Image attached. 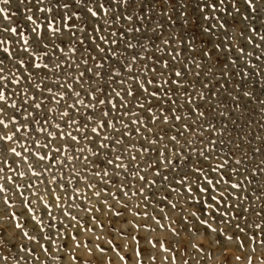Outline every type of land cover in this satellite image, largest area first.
Here are the masks:
<instances>
[{"label":"rangeland","instance_id":"obj_1","mask_svg":"<svg viewBox=\"0 0 264 264\" xmlns=\"http://www.w3.org/2000/svg\"><path fill=\"white\" fill-rule=\"evenodd\" d=\"M60 2L63 3L65 0ZM66 2L72 5L67 10L54 7L51 13H40L34 8L33 12L27 14L33 15V19L36 20V24H33L27 21L25 13L20 11L19 0H0V9L4 10L0 11V41H4L0 43V60H4L3 75L8 76L7 81L0 82V92L5 96V99L0 100V108L4 109L0 113V119L8 123L6 129L0 125V136L11 134L16 128L20 129L13 140H0L2 149L0 168L4 169L0 172V177H3L0 179V185L10 189L6 193H0V226L7 227V232L3 236L4 243L0 244V264H125L121 256L127 258L130 253L133 258L127 260V264H136V250L143 253V264H184L185 261L188 264H264V244L259 242L264 240V40L261 39L264 36V0H252L251 4L246 0H224L223 4H220L219 0H211L217 5L216 9L204 8L203 12L200 11L202 0H129L128 3H124V0H86V5L77 4L76 0ZM98 3H104L108 9L107 14L98 8ZM55 4L56 0H45L40 7ZM88 8L97 11L98 15L93 17ZM253 8L256 9L255 12L252 11ZM185 12L188 14L187 25L183 24ZM73 13L77 15L68 20L67 16ZM6 16L8 18H5ZM129 16L132 17L131 20L127 19ZM106 20L115 22L105 24ZM37 24L40 25L41 33L45 31L52 33L55 28L60 30L58 38L43 41L49 44L48 49H43L42 44L32 43L34 36L32 29ZM222 24L225 27L221 28ZM94 26L99 30L93 31ZM11 27H15L17 32L3 31ZM129 28L132 31H129ZM137 28L140 29L139 32L135 31ZM209 28L214 35L206 31ZM253 28L256 29L255 32L252 31ZM73 30L77 34L76 42H73ZM89 36L96 37L95 41L89 39ZM100 36H104L107 42L100 40ZM174 36L185 41L195 37L196 51L190 53L185 50L184 44L178 43L175 39L168 45L163 43L164 39ZM23 37H28L32 53L43 57L44 51H47L53 61L65 62L62 65L63 71L58 76L45 80L48 87L52 88L51 93L45 91L38 95L37 90L31 87V82L25 79L28 72L32 71L35 82H39L42 72L28 67L27 63L17 64L21 58L29 61L30 53L23 51ZM80 38H83V44L79 43ZM129 44L135 47L129 48ZM214 44H220L221 47L215 49ZM96 45L105 51L100 52ZM73 48L78 51H73ZM158 48L162 50L157 51ZM5 49H8V52H5ZM89 49L90 56L86 54ZM201 50L211 53V56L204 57ZM176 52L179 55L173 61L172 54ZM133 56L137 57L135 61L132 59ZM82 58L89 60L88 66L92 67L93 71H99L102 79L98 78L93 83L89 73H85L83 84L76 79L79 72L85 68ZM157 58L168 61L172 67L164 69L162 63H155ZM193 59L196 63H192ZM218 59L223 63H218ZM32 60L41 63L35 60V55H32ZM43 62H48L47 58H44ZM77 63L80 64L79 70H75ZM130 63L131 73L148 88L149 93L158 91L160 94L153 98L144 93L147 100L151 101L153 113L161 118L155 122L148 120L152 113L141 109L138 103L129 104L127 109L120 107L122 98L125 101L133 99L125 95L124 86L119 84L121 79L127 80L129 69L125 65ZM196 64H200L201 67L197 68ZM141 65H144L143 69ZM153 66H156L163 75L154 74L150 70ZM173 69L185 72V75L175 77L172 74ZM197 71L201 73L199 77L194 75ZM65 72L69 74L67 78ZM109 78L113 81L111 87H105L103 92L95 93L97 99L105 100V104L85 109V105L96 103L90 93L95 92V87L105 84ZM15 79H19L20 83H14ZM149 79L153 80L152 84L147 83ZM165 79L176 80L185 87L177 89L176 85L165 84ZM69 83L73 88L65 92V86ZM127 83L132 85L133 90L140 86L139 83L132 81ZM23 89H27V97H36L35 101L29 100V111L32 110L33 103L41 101H43L39 110L41 114L48 109L52 110L50 123L45 125L48 131L56 132V124L59 123L63 132L72 131L73 134L79 135L70 124L66 125L60 118V113L65 110L70 116L78 117L76 110L79 109L80 112L91 113L94 116V120L85 129L87 135L101 140L108 135L113 139H122L124 142L115 146L108 141L109 149L115 147L117 150L110 151L108 155L110 158H114L115 154L123 157V163L127 164L128 168L120 170V183L131 184L132 190L144 187L143 194L132 196L130 193L125 197L118 191V187L112 184L105 185L100 178L85 169V162L82 159L67 161V167L56 165L52 170L67 173L61 179V183L70 177L72 180L70 189L81 190L77 193L79 198L69 202L63 189L56 185L52 187L55 188L57 195L65 197L66 207L70 203L80 205V208L68 207L71 214L78 217L80 223H76L60 209L55 208L59 201H56L52 193L40 183V180L50 179L49 173H44L37 179L28 169V163L31 162L37 171L47 167L51 163L53 152L50 149L40 152L41 155L47 152L49 156L43 163L35 153L40 151L43 144L53 142V146L59 144L68 146L64 155L75 154V147L85 148L83 155L95 162L97 157H94L92 152L96 150V144L81 139L79 145H73L67 138L46 137V133L33 131V127L38 129L39 125L29 124L27 128L22 127L24 120L21 116H17L15 122L8 121V117L17 111L11 107L13 102H16L19 111H23L19 108L22 96L25 95ZM173 89H177L178 92L175 96H172ZM114 90L121 91V97H117ZM76 91L81 92L79 99L84 101L83 104L78 103ZM165 92L177 101L174 114L180 115L182 120L171 119L173 113L168 109L172 105L165 103L167 97L164 100L160 98ZM184 92L187 95L179 94ZM244 93L251 95L246 96ZM53 96L55 99H52ZM147 100L140 102L147 103ZM113 104L116 108L111 107ZM69 105L74 107H68ZM160 105H163L164 111H161ZM103 111H110V115L104 117ZM125 111L137 112L141 118L140 123H131L136 119L135 116H123L124 122L129 124L127 130L123 129L114 118L121 116ZM199 112H204L205 116H199ZM164 115L170 116L169 122H162ZM105 120L109 122L107 128L100 126ZM192 122H195L197 135H193L189 130H184L183 135L178 133L177 130L182 128V124L191 125ZM145 124L153 128V134L146 132ZM112 125L120 128L121 132L131 134L119 136ZM91 127H97V132L92 133ZM137 127L140 128V132L133 131ZM161 129L167 135L157 145H150L145 137L151 135V138H155V132ZM171 135L178 136V144L169 142ZM36 140L40 143H34ZM165 144L168 145L167 149L162 147ZM5 145L7 147H4ZM13 147L21 153L20 157H16L10 151ZM157 147L165 152L166 157H171L174 167H165L158 163L160 158L154 151ZM145 148L148 150L145 151ZM201 152L205 155H200ZM25 156L29 157L28 161L24 160ZM132 156L137 157L135 163L131 160ZM185 157H188L187 162ZM5 159L7 164L2 162ZM238 160L239 164L236 163ZM73 163L75 169H79V175L73 171ZM149 165L154 167L150 168ZM220 165H223V168L212 171ZM197 167L203 171L197 173ZM232 169L236 171L233 172ZM156 170L169 176V180L165 182L162 177L156 176ZM107 171L110 173L108 179H114L117 170L113 166H108ZM21 172L25 175L21 176ZM134 172L144 175L147 181L155 179V186L149 187L144 181H140L138 176L132 175ZM8 176L13 177L15 184L7 179ZM185 176H188V182L179 183ZM204 176L214 183L220 180L221 176L227 181V183L221 181L217 186L218 191L214 189L213 194L225 192L223 199L227 203H222L219 207L221 212H229L225 219L230 222L218 224L217 213H213L217 215V220H212L206 212L201 211L202 194L196 190L195 181ZM90 183L97 184L95 190L106 188L108 192L116 193V196L102 192L100 197H96L93 195L95 190L88 187ZM187 183L192 184L193 192L187 191ZM16 184L22 187L17 189ZM30 184H34L35 188L28 187ZM232 184H239V187L232 188ZM200 186L209 187L203 179ZM172 188L178 191L173 192ZM20 192H23L28 200L37 201L33 207L35 215L41 216L42 225L31 219L32 214L27 211V205L21 203ZM35 193L53 205V215L58 218L54 222V227H49L53 222L44 214V201ZM5 195L10 201L8 205L4 203ZM145 196L150 199L144 201ZM105 200L107 204L101 203ZM169 201L176 203L177 209H172ZM124 204H127L128 208H124ZM185 205L186 210L179 211L180 207ZM230 205L239 207H229ZM87 207H99L101 210L88 213L83 210ZM161 208L164 211H161ZM144 211L148 212V217L142 215ZM11 212H15L16 216L11 217L9 215ZM116 212H122L123 215L117 217ZM137 212L141 215H135ZM192 212H198L201 219H209L214 228H223L224 233L212 232L206 226L200 225L198 220H193ZM182 215L189 217L191 225L188 223L172 225V221L179 220ZM93 216L95 220L92 219ZM153 216L165 227H159ZM237 223L245 229L244 233L235 228ZM17 224L23 227L17 228ZM257 224L260 225L259 228L256 227ZM135 225L140 227L137 228ZM170 225L178 228L179 235L172 232ZM225 233L233 239L229 241ZM134 236L136 240L133 239ZM149 241L158 243L154 247ZM239 241H243V244ZM101 248L104 249L103 252ZM150 255L155 259H150ZM237 256L243 259L236 260ZM3 257L8 259L5 260Z\"/></svg>","mask_w":264,"mask_h":264},{"label":"snow or ice","instance_id":"obj_2","mask_svg":"<svg viewBox=\"0 0 264 264\" xmlns=\"http://www.w3.org/2000/svg\"><path fill=\"white\" fill-rule=\"evenodd\" d=\"M129 0H124V3H128ZM220 4L224 3V0H219ZM246 2L248 4L252 3V0H246ZM45 0H19V4L18 7L20 9V11H22L23 13H25L26 15V19L27 21H31L33 24H36V20L33 19V15H27L28 13L33 12V9L35 8L37 11H39L40 13H51L54 10V7L57 9H63V10H67L69 9L72 5L69 4L68 2H63L61 3L60 0H56V4L53 5H49L47 7H40V5L44 4ZM77 4H85L86 5V0H76ZM186 7V5H185ZM217 5L215 3H212L211 0H202V7L200 8V11L203 12L204 8H210V9H216ZM98 8L102 9L105 14L108 13V9L105 7L104 3H98ZM88 12L91 13V15L93 17L98 15L97 11H94L91 8L87 9ZM255 8L252 9L253 12H255ZM0 11H4L3 9H0ZM236 11H239V8L236 9ZM77 13H73L70 16H67L68 20H71L73 18V16H76ZM187 13H183V24L187 25L188 24V19H187ZM5 18H8L7 16ZM171 17H169L170 19ZM208 17H205V19H207ZM127 19L131 20L132 17L129 16L127 17ZM115 21H109L106 20L104 23L105 24H109V23H114ZM50 26V25H49ZM225 27L224 24L221 25V28ZM40 25H36L35 28L32 29V32L34 33L33 36V40L32 43L35 45H43V49H48L49 48V44L47 43H43V41L45 39L51 40L54 38H58L59 34H60V30L58 28L53 29L52 33H48L47 31L41 33L39 31ZM99 29L94 26L93 27V31H98ZM129 31H132L131 28L128 29ZM3 31L8 32L11 31L12 33H16L17 29L15 27H11V28H5L3 29ZM80 31H83V29H80ZM135 31L139 32L140 29L137 28L135 29ZM208 33L214 35V33H212V29L209 28L206 30ZM253 32L256 31L255 28L252 29ZM112 35H115V33H112ZM72 38H73V42H76V38H77V34L76 31L73 30L72 31ZM227 38V36H225V39ZM89 39H91L93 42L95 41L96 37L93 36H89ZM100 40L105 41V37L104 36H100L99 37ZM172 39H175L178 43L184 44L185 45V50L191 52H195L196 51V47H195V37H193V39L190 40H183L179 37H172V38H168V39H164L163 43L165 45H168ZM262 40H264V36L261 37ZM107 42V41H105ZM0 43H4V41H0ZM79 43L83 44L84 40L83 38L79 39ZM112 43H116V41H112ZM96 47L99 49L100 52H104L105 49L100 47L99 45H96ZM129 48L135 47V45L129 44L128 45ZM221 47L220 44H214V48L215 49H219ZM60 51H63V49H59ZM73 51H78L77 49L73 48ZM162 49H157V51H161ZM23 51L25 53H30L29 55V61L26 62L23 58L19 59L17 61L18 65H25L27 63L28 67L35 69L36 71H40L42 72V77L39 80V82H35L34 80V76L32 71L28 72L27 77H25L26 80H28L29 82H31V87L35 90H37V94L38 95H42L43 92H48L51 93L52 92V88L48 87V85L45 83V80L52 78L53 76H58V74L60 72L63 71L62 65L65 63L64 61L61 62H55L52 60V57L48 54L47 51H44L43 53V57L39 54L36 53H32L31 52V46L29 43V39L28 37H23ZM202 51V55L204 57H210L211 53L207 52V51ZM241 51H243V49H241ZM5 52H8V49H5ZM91 50H87L86 54L88 56H90ZM115 54V53H114ZM9 55H11V53H9ZM32 55H35V60H39L41 61V63H35V61L32 60ZM179 55L178 52L172 54V60L175 61L176 57ZM44 58H47L48 62H43ZM133 61H135L137 59L136 56H133ZM82 63L83 65H85L84 71H80L79 72V77H77L76 79L83 84L84 82V77H85V73H89L91 74V79L93 81V83H95V81L99 78L102 79L101 77V73L99 71H93L92 67H89V60L88 59H84L82 58ZM155 63H162L163 64V68L164 69H168L171 68L172 65L168 62V61H162L159 58L156 59ZM192 63H196L195 60H192ZM218 63H223V61H220L218 59ZM232 63L234 64L235 61H232ZM4 64V60H0V82L3 81H7L8 80V76L3 75L5 69L4 67H2V65ZM99 67H103L102 65H99ZM126 68L129 69V75L127 77V80L121 79L119 81V84L124 86V93L126 96L133 98L132 100H128L125 101L122 98V102L120 107L121 108H128L129 104H139V107L141 109L146 110L148 113H152V115L150 117H148V120L151 122H155L159 119H161L160 117H157L155 115V113H153V108L150 106L151 105V101L147 100V98L144 96V93H148V95L150 97H157L159 96V92L158 91H152L149 93V90L147 87H144L143 83H141L138 80V77L134 74L131 73V63L128 65H125ZM197 68H200L201 65L200 64H196ZM226 67V65H225ZM69 68H71V63H69ZM80 68V64H76L75 65V70H79ZM144 68V65H141V69ZM47 70V71H45ZM154 74H156L157 76L159 75H163L162 72H160L158 70V68L156 66H153L150 69ZM188 71H190V69H186ZM175 77H182L185 75V72L179 71V70H175L173 69V73H172ZM200 72L197 71L194 73V75L196 77L200 76ZM68 73L65 72V77H68ZM128 81H132L134 83H139L140 86L138 88H136L135 90H133V87L131 84H128ZM16 84L20 83L19 79H15L13 81ZM59 82V80L57 79V83ZM113 81L111 80V78H109V80H107L105 82V84L103 85H97L95 87V92L90 93L93 96V99L96 100V103H89L87 105H85V109H91L94 108L98 105H104L105 104V100L104 99H97L95 93H100L103 92L105 90V87H111ZM148 84H152L153 80L149 79L147 80ZM165 84H172V85H176L177 89L178 88H184L185 86L182 84H179L178 81L176 80H168L165 79L164 81ZM43 85V87H42ZM205 87H207V85H205ZM73 88V85L71 83L67 84L65 86V92H67V90H71ZM177 89H173L172 90V96H175L178 94ZM25 95L22 96V103L19 105L20 109H23V111H19L18 106L16 104V102H13L11 104V107L13 109H17V111H15L12 116L8 117V121L10 122H15L17 120V116H21L23 117L24 120V124L22 125V127L27 128L29 126V124L35 126V125H39V128L36 129L35 127H33V131H37V132H41V133H46V137H53L55 139H62V138H67L70 139V141L72 142L73 145H79V143L81 142V139L88 141L89 143H95L96 144V150L92 152V155L94 157H97L96 161L93 162L89 157L84 156V152H85V148H80V147H75L74 148V153L73 155H64L66 148L68 147L65 144H59V145H55L53 146V143H45L41 146L40 151H37L35 153V156L39 158V160L41 161V163H43L45 160L49 159L48 153L45 152L44 155H41L40 152L43 151L44 149H50L53 152V155L51 156V163L47 166L42 168V170L37 171L33 168V165L31 162L28 163V169L32 171V174L34 177H36L37 179H40V177L43 176L44 173H49L50 175V179L49 178H45L44 180H40L41 185L48 191H50L53 195V197L55 198L56 201H59V203L55 204V208L60 209L62 212H64L65 216H69L71 218V220L75 221L76 223H80L79 219L77 216H74L71 214V211L68 210V207H75V208H80V205L78 204H69L67 207L64 204V199L65 197H61L60 195H57L55 188H53V185H56L58 188H61L64 190L65 194H66V198L69 202L73 201L74 199H78L79 197L77 196V193H80V189L79 188H75V189H70L69 185L72 184V180L69 177L67 180L64 181V183H61V179L67 175V173L63 172V171H53L52 169L56 166V165H60L62 168L67 167V161H76V160H83L85 162L84 167L85 169L89 170L92 172V174L98 178H100L105 185L107 184H112L113 186L118 187V191L122 192V194L125 197H128L129 194L131 193L132 196H137V195H141L144 192V187H140L138 189L132 190L133 186L131 184L128 185H124L122 183H120V177H121V171L123 169H127L128 165L123 163V157L120 154H115L114 158H110L108 153L111 152H117V150L115 149V147H113L112 149H109V143L108 141H111L113 146L115 145H121L124 141L120 138H116L113 139V137L111 135L105 136L102 140L99 138H95L92 136L87 135V133L85 132V129H87L89 127L90 122H92L94 120V116L91 113H85V112H80L79 109H77V113H78V117L77 116H70L69 112L67 110L63 111L60 113V118L64 121V123L66 125H71L74 129L76 133H79V135L73 134L72 131H68V132H63L61 130V125L59 123L56 124V132H50L47 130V128L45 127L46 124L50 123V113H51V109H48L47 111H45L43 114L40 113V109L42 108L43 105V101H41L40 103H33L31 105L32 110L29 111V100L31 99L32 101H35L36 97H27L26 96V92L27 89H23L22 90ZM115 91V90H114ZM180 95H187L186 92L184 93H179ZM115 95L117 97H121V91H115ZM244 95L246 96H250L251 93H244ZM75 96L78 98V103L83 104L84 101L80 100L79 97L81 96V92L80 91H76L75 92ZM167 97V100L165 101V103H169L172 105V107H169L168 111L173 113V116L171 117V119H174L176 121H180L182 120V117L180 115H175V105L177 104L176 100H173L169 95L168 92H165L163 94V96H161V100H164V98ZM5 99V96L3 94V92H0V100ZM52 99H55V96L52 97ZM142 100H147V103H141L140 101ZM59 102V101H57ZM68 107H74V105H69ZM112 108H116V105L113 104L111 105ZM161 111H164L163 105H160ZM4 111L3 108H0V113H2ZM117 111H119V109H117ZM102 115L104 117H108L110 115V111H103ZM135 116L136 119L131 121L132 124H138L140 123L141 118L139 117L137 112L134 111H125L121 116L115 117L114 119H117L119 121V123L123 126V129L127 130L129 128V124L125 123L123 120V116ZM199 116L203 117L205 116L204 112H199ZM170 120V116L169 115H164L162 117V122L167 123ZM0 125H2L5 129L8 127V123L5 122L4 119H0ZM101 127L107 128L109 126V122L108 121H102L100 123ZM112 127L114 128V131L119 134V136H124V135H130L131 133L128 132H121L120 128H116L115 125H112ZM145 130L147 133L149 134H153L154 130L151 127H148L147 124L144 125ZM91 132L92 133H96L97 132V127H91ZM184 130H189L193 132V135H197V131L195 129V122H192L191 125H189L188 123H184L182 124V128L178 129V133L180 135H183V131ZM20 129L16 128V130L14 132H12L11 134H5L4 136H0V140H7V141H11L14 139L15 135L17 132H19ZM133 131L135 132H140V128L137 127L135 129H133ZM155 138H151L150 136H146L145 139H147L149 141V144L152 146L157 145L160 141H162L165 137V135H167V133H164L163 130L161 129L159 132H155ZM202 135V134H201ZM169 142H175V143H179L178 140V136L177 135H171L169 136ZM34 143H40L39 140L34 141ZM186 143H188V141H186ZM4 147H7L6 145ZM162 147L164 149L168 148V145H162ZM148 149L145 148V151H147ZM10 151L16 156V157H20L21 153L16 151V148L13 147L10 149ZM154 151L157 154V157L160 158L158 160V163L163 164L165 167H174V165L172 164V159L171 157H166L165 156V152L161 151V148H154ZM258 151V150H257ZM0 152H2V149H0ZM183 153H180V155H182ZM200 155H205L204 152H201ZM63 156V159H59L58 157ZM177 158L179 159V156H177ZM205 158H207L205 156ZM25 161L29 160L28 156L24 157ZM131 160L133 163H135V161L137 160L136 156H132ZM188 157H185V162H187ZM3 163L7 164V160H3ZM14 163V162H13ZM237 164L240 163V161L238 160L236 162ZM108 166H113L117 171L115 172V177L114 179H108V177L110 176V173L107 171V167ZM149 167H154V165H149ZM221 168H223V165H220L218 168H213L212 171H219ZM72 169L75 172L76 175H79V169H75V165L73 163L72 165ZM3 168H0V172H3ZM203 169L197 167L196 168V172H202ZM233 172L236 171V169H232ZM101 173H103V175H101ZM21 176L25 175L24 172L20 173ZM132 175L134 176H138L140 181H144L149 187H154L156 184V180L153 179L151 181H147L146 177L144 175H140L139 172H134L132 173ZM156 176H160L162 177V180L167 182L169 180V176L167 175H163L159 170H156L155 172ZM58 177H60V179H58ZM0 179H3V177H0ZM8 180H12L13 183L15 184V181L13 180L12 176H8L7 177ZM201 179L205 180L207 182V184L209 185V187H201ZM189 178L188 176L183 177V179L181 181H179V183L184 184L186 182H188ZM221 181H224L223 176L220 177V180H217L215 183L212 180H209L207 178V176H204L202 178H197L195 183H196V190H198L201 194H202V198H201V211L206 212L207 215L209 217H211L212 220H217V215H213V213H217L219 216V220H218V224H224L226 222H230V221H226V217L229 215V212L225 211V212H221L220 211V207L219 205L222 203H227L223 198L225 196V192H219V195L213 194V190L216 189L218 191V185ZM225 183H227V181H224ZM15 187L17 189L21 188L22 186L19 184H16ZM28 187L30 188H35L34 184H30L28 185ZM89 188L92 189H97V184L96 183H90L88 185ZM232 188H237L239 187V184H232L231 185ZM7 191H10V189H6L4 188L3 185H0V193H6ZM173 192H177L178 190L175 188H172ZM187 191L189 193L193 192L194 189L192 187L191 183H187ZM106 193L109 196H116V193H111L108 192L107 189H101V190H95L93 192V195H95L96 197H100L101 194ZM36 195H38V198L40 200L44 201V208H43V212L45 215H47L49 217V220L52 221L53 223H51L49 225V227H54L55 224L54 222L58 219L55 215H53L52 212V208L53 205L50 204L43 196H39L38 193H35ZM20 197L21 199V203L23 205H27V211L32 214L31 215V219L40 222V224H43V220L41 218V216L39 215H35V208L33 207V205H35L37 203V201L34 200H28L25 196L23 192H20ZM259 198V197H258ZM85 199H87V197H85ZM150 198L145 196L144 197V201L149 200ZM165 199H167L165 197ZM193 199H195V197H193ZM144 201H141V203H143ZM4 203L6 205H8L10 203L9 198L7 197V195L4 196ZM101 203L103 204H107V201H101ZM171 208L172 209H177V204L176 203H172L171 201H169ZM124 208H128L127 204L123 205ZM136 207H139V204L136 205ZM145 207H147V205H145ZM229 207H239V205H230ZM84 211L88 212V213H92L93 211H100L101 209L99 207H87L83 209ZM161 211H164L163 208L160 209ZM186 210V205L185 206H181L179 211L183 212ZM9 215L11 217H15L16 213L15 212H11L9 213ZM115 215L117 217H120L123 215L122 212H116ZM135 215H141V213L137 212L135 213ZM142 215L144 217H148V212L144 211L142 213ZM235 215V214H233ZM191 216L193 218V220H198L199 224L202 226H206L208 229H210L212 232H216V233H224V229L220 228V227H216L214 228L212 223L210 222L209 219H201L199 216L198 212H192ZM237 219H239L238 216H236ZM93 220H95L96 218L93 216L92 217ZM153 219L156 220V223L159 227H165L163 224L160 223V220L157 219L155 216H153ZM182 223H188L189 226L191 225L192 221L189 220V217L187 215H182L180 216L179 220H175L172 221V225H176V224H182ZM172 232L175 233L176 235H179V230L177 227L172 226ZM17 228H22L23 225L21 224H17L16 225ZM135 227L139 228V225H135ZM145 227H150L148 225H145ZM257 228L260 227L259 224L256 225ZM235 228L239 230L240 233H244L245 229L242 228L238 223L235 224ZM7 232V227L6 226H0V244L4 243L3 240V236L6 234ZM25 235H27V233H25ZM227 239L229 241H231L233 239L232 236L227 235L225 233ZM50 238V237H49ZM29 239H33V237H29ZM99 239V238H98ZM134 240H136V237H133ZM260 243L264 244V240L259 241ZM149 243H153L152 241H149ZM156 243H153V246L155 247ZM240 244H243V241H239ZM194 247H198L196 245H194ZM45 251H47V249H44ZM102 252L104 251L103 248L100 249ZM167 250V249H166ZM136 264H143V253L140 250H136ZM132 255L131 253L129 254V256L127 258H125L123 255L121 256V260L125 261V264H127V260L132 259ZM3 259H8V257H3ZM150 259H155V257L150 255ZM243 257L241 256H237L236 260H242ZM184 264H188L187 261L184 262Z\"/></svg>","mask_w":264,"mask_h":264}]
</instances>
